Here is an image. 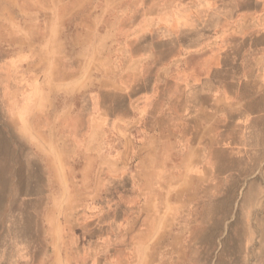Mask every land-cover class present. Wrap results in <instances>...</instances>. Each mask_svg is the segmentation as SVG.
<instances>
[{"label":"rangeland","instance_id":"374dc122","mask_svg":"<svg viewBox=\"0 0 264 264\" xmlns=\"http://www.w3.org/2000/svg\"><path fill=\"white\" fill-rule=\"evenodd\" d=\"M19 1L0 4V264H264L261 83L239 84L208 130L200 177L138 162L127 95L185 93L183 68L164 75L173 59L214 71L210 53L174 50L199 39L182 30L192 0Z\"/></svg>","mask_w":264,"mask_h":264},{"label":"crops","instance_id":"0c3cea01","mask_svg":"<svg viewBox=\"0 0 264 264\" xmlns=\"http://www.w3.org/2000/svg\"><path fill=\"white\" fill-rule=\"evenodd\" d=\"M4 1L15 2L0 0V4ZM19 2L25 4L28 0ZM189 12L190 15L184 17L189 22L183 23V34L186 31L188 36L194 34L199 39L193 41L196 43L189 41L192 45L182 44V40L178 43L173 41L176 46L174 50L195 49L204 60L209 58L210 53V61L204 62L214 71L209 73L205 69L198 78H194L186 71L189 67L187 60L173 59L170 63L163 64L166 67L163 72H167L164 75L171 77L176 85L178 81L173 72L177 67L183 68L184 77H180L186 89L185 93L180 95L169 90L163 94L159 91L160 86L155 83L151 91L136 98L127 95L138 106L137 124L142 130V140L137 146L138 162L144 165L149 160L153 164L157 159L159 163H163L162 159L165 163L169 161L173 163L171 172H175L177 180L183 179L182 175L187 173L192 177H200L203 172L201 165L206 163L211 147L210 143L205 142L207 132L209 130L212 133L216 126L218 136L217 125L222 120L220 116L225 114L226 109L229 110V106L235 105L239 84L248 85L250 82L263 85L262 91L256 92L251 100L253 108L264 113V0H192ZM195 20H199V25L189 24ZM162 100L168 101L169 105L162 106ZM180 100L179 110H171L170 104L175 105ZM106 111H110V108H104V115ZM247 112L241 110L238 114L245 115ZM227 113L226 115L232 116L231 112ZM221 133L224 134V129H221ZM250 145L221 141L215 147L224 153L229 147L245 149ZM160 171L164 170L158 169L149 173L141 169L135 176L140 179L151 176L146 178L154 179L155 174ZM144 172L147 175H143Z\"/></svg>","mask_w":264,"mask_h":264}]
</instances>
